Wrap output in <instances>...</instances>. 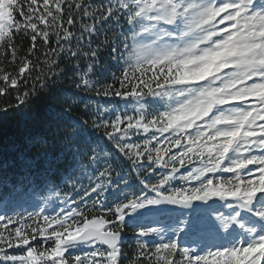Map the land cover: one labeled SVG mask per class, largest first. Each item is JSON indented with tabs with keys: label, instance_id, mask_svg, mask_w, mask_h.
<instances>
[{
	"label": "snow or ice",
	"instance_id": "obj_1",
	"mask_svg": "<svg viewBox=\"0 0 264 264\" xmlns=\"http://www.w3.org/2000/svg\"><path fill=\"white\" fill-rule=\"evenodd\" d=\"M0 97V264H264V0H0Z\"/></svg>",
	"mask_w": 264,
	"mask_h": 264
},
{
	"label": "trees",
	"instance_id": "obj_2",
	"mask_svg": "<svg viewBox=\"0 0 264 264\" xmlns=\"http://www.w3.org/2000/svg\"><path fill=\"white\" fill-rule=\"evenodd\" d=\"M102 38V37H101ZM27 43V41L25 42ZM106 55V54H105ZM109 63H111L109 61ZM112 70H116V69H112ZM69 75H71V71L69 70L68 72ZM68 87V83L66 82L65 83V88L67 89ZM94 100L96 99H100V103L101 104H104L106 101L102 98H95L93 97ZM3 98L0 97V101H2ZM47 103L51 104L52 102L51 101H48ZM107 103H109L110 105H113V106H120V107H123V105L125 104V101L123 100H120L119 98H113L109 101H107ZM132 105L129 104L128 105V112L129 114H131V111H132ZM42 113L44 111V107L43 105L40 107L39 109ZM75 116H80L82 115V113L77 110L75 113H74ZM16 131V125L14 124V122L12 121H8L5 125V127L3 128V135H12L14 132ZM96 137H100V133H96ZM99 143L102 147H107L109 149L112 148V145L110 143L107 142V140H105L104 138L100 137L99 139ZM124 168L125 170H128L130 171L129 169V166L127 164V162L124 163ZM183 171V169H182ZM57 180H59V178L57 177ZM9 194V190H5L4 192L0 193V195H8ZM14 198H15V204H19V205H22L23 203L26 202V198H25V193L23 191H20V192H17V193H10ZM47 193L46 192H42L41 195H46ZM111 198V197H110ZM126 240L128 241L129 244L132 243V240H131V233L129 232L127 235H126ZM125 248L127 249V245H125Z\"/></svg>",
	"mask_w": 264,
	"mask_h": 264
},
{
	"label": "rangeland",
	"instance_id": "obj_3",
	"mask_svg": "<svg viewBox=\"0 0 264 264\" xmlns=\"http://www.w3.org/2000/svg\"><path fill=\"white\" fill-rule=\"evenodd\" d=\"M24 207H27L28 208V210L29 211H31L32 210V208L31 207H29V203L26 201L25 203H23L22 204ZM16 210H18V211H23L24 209L22 208V207H19V204H16Z\"/></svg>",
	"mask_w": 264,
	"mask_h": 264
}]
</instances>
